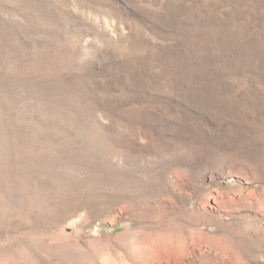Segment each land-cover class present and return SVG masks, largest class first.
Listing matches in <instances>:
<instances>
[{
  "label": "rangeland",
  "instance_id": "1",
  "mask_svg": "<svg viewBox=\"0 0 264 264\" xmlns=\"http://www.w3.org/2000/svg\"><path fill=\"white\" fill-rule=\"evenodd\" d=\"M0 264H264V0H0Z\"/></svg>",
  "mask_w": 264,
  "mask_h": 264
}]
</instances>
